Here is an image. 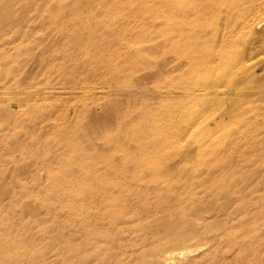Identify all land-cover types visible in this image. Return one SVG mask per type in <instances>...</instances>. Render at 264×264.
Returning a JSON list of instances; mask_svg holds the SVG:
<instances>
[{"label": "rangeland", "instance_id": "obj_1", "mask_svg": "<svg viewBox=\"0 0 264 264\" xmlns=\"http://www.w3.org/2000/svg\"><path fill=\"white\" fill-rule=\"evenodd\" d=\"M102 1L89 11L84 5L76 8L74 0H0V190L4 192L7 187L0 200V215L10 216L13 221L23 219L29 223L34 221L29 215H53L45 207L35 213L24 211L28 199L15 200L13 196L20 189L12 188L11 182L18 177L23 185L33 188L35 192L53 195L56 191L53 182L48 179L49 170L41 166V161L47 158L52 173H58V159L71 156L67 148L71 133L78 142L82 137L87 138L88 141L82 147L89 153L99 152L113 160L120 159L123 153L115 152L114 148L105 149L100 142L101 137L110 134L115 138L124 134L123 130L130 129L129 126L150 127L149 136L152 137L160 133V136L171 132L176 134L177 140L171 144L173 147L170 145L167 148L169 152L173 150L188 155L209 148L222 149L225 150L222 154L226 159L227 154L231 153V150L226 152V149L231 147L232 139L240 136L246 140L253 127H256L250 135L253 140L248 137L245 142L249 143H244L246 146H242L235 154L240 155L241 171L244 173L242 177L250 175L245 191L252 202L257 201L250 209L264 211V0H255L254 3L241 0L239 4H235L234 0H223L218 2L219 9L216 12L212 10L207 14L201 25L210 32L215 30L212 31L213 41L209 45L217 56L215 63H207V68L189 64L185 55L199 47L196 44L184 46L183 37L172 41L179 45L178 55L171 52L162 55L163 21L159 0L156 3L153 0L144 3L133 0ZM116 1L118 3H114ZM142 6H147L146 11ZM121 14L125 17L121 18ZM74 16L87 17L86 24L93 28L95 24L100 26L97 31L100 41L91 40L101 46L95 49L99 54L94 48H89L83 54L69 38H60L68 25L80 24V21L72 19ZM155 16L160 21L152 18ZM133 17L135 21L139 19L138 23L134 22ZM183 19L178 18V21L182 23ZM86 39L84 42L90 44L89 38ZM113 45H119L121 50ZM140 51L147 57H142ZM111 55L112 59H109ZM131 56L133 60L130 58L131 61L127 63ZM108 62L114 64L111 66ZM124 74L126 78L123 79ZM240 129L246 134L241 133ZM150 141L148 137L141 140L143 144H149ZM125 147L130 149L128 144ZM136 164L135 159L131 158L125 170L132 172ZM261 164L263 170L259 172ZM118 174L114 172L110 176L117 177L128 186L129 182L119 178ZM204 198L207 208L217 206L215 198ZM101 204H90L81 212L82 215H100ZM238 204L236 202L231 207ZM61 207L57 215L72 213L70 209ZM132 209L128 215L152 216H144L137 221V230L126 235L128 242L138 250L146 249L148 255L143 260L131 261L129 264H264V213L259 218L257 214L253 218L249 214H232L229 220H224L222 215L214 219L210 216L205 227L191 234L187 232L192 239L186 244L179 240L169 241L167 229L157 224L158 219L168 218L153 211V204L141 210L142 207L140 209L137 203ZM46 226L47 237L56 236L58 229L54 223L49 222ZM17 229L26 243L33 242L36 246L31 259L43 254L41 249L47 241L38 227L26 230L18 226ZM154 240L160 242L157 249L151 247ZM55 247L56 250L47 256L48 264H58L62 258L70 260L69 253L59 255V244ZM182 249L192 250L184 256L178 255ZM166 250L171 252L168 254ZM160 251H166L168 256L172 253L173 259L170 257L169 260L173 263L156 260L155 254Z\"/></svg>", "mask_w": 264, "mask_h": 264}, {"label": "bare ground", "instance_id": "obj_2", "mask_svg": "<svg viewBox=\"0 0 264 264\" xmlns=\"http://www.w3.org/2000/svg\"><path fill=\"white\" fill-rule=\"evenodd\" d=\"M133 1L144 3L147 0H133ZM153 1L156 3V0ZM220 1L223 0H159L161 4V11H162L161 17L163 21L162 22L163 26L161 25L163 27L161 31L162 35L161 33L160 35L162 36L161 40L164 47L163 50L164 54L161 53L162 51H160V53L163 56L167 55V53L169 52L173 53L174 55H178V53L180 52L179 45L177 43H172V41L178 37H183V39L185 40L184 46L196 44L199 47V49L195 50L193 53H188L185 55L189 61V64H194L199 67H206L208 66L207 64L208 62L213 63L217 58V56L215 55L216 53L214 51H213L214 53L211 51L212 48L209 45V43L213 41L212 40L213 30L210 32L204 29L201 24L205 22L207 18V14H209L210 11L214 10L216 12L217 9H219L217 5L218 2ZM240 1L241 0H234V3L237 4ZM248 1L250 3H254L255 0H248ZM74 2L76 3L75 5L76 8H79L81 7V5H84V7H86L87 10L91 11L92 9L95 8V6H97L100 2L103 1L74 0ZM114 3H118V2L116 1ZM240 6L241 5H239V7ZM226 7L228 8L227 5ZM146 8H144L145 9L144 11H146ZM222 11H224V9ZM222 11L220 15H222ZM53 12L55 13L56 11ZM142 13H140V15ZM123 17L121 14V18ZM152 18H155V21L157 20L160 21V19L156 20V16ZM178 18H184L183 20H181L184 22L180 23L178 21ZM187 18L188 20H185ZM72 19L77 22L80 21L79 22L80 24L78 25L76 23L75 25H68L67 29L62 32L60 38H69L73 42V45L82 53L86 52L89 48L91 49L94 48V50L99 47L101 48V46H99L98 44H94L93 42H91V40L97 39L98 37L97 31L100 29V26H97V24H95L96 26L93 28L87 25L86 24L87 17L84 16L83 17L74 16ZM60 20H62V18ZM220 20H222V18ZM137 21H139V19ZM137 21H135L134 19L135 23ZM158 24H160V22ZM215 25L213 27H215ZM130 26L133 25L130 24ZM53 28L55 30L54 26ZM213 32H215V30ZM135 33L138 36V33L137 32ZM111 34L114 35L115 33H111ZM137 36L134 37L133 34L134 38H136ZM86 37L89 38L91 42L90 44L84 42V39H86ZM143 38L146 39L145 36ZM114 42L115 40L113 41V43ZM121 43L123 44V42ZM135 43L138 44V42ZM117 46L118 49H120L119 45ZM117 46L114 47L117 48ZM65 47H68V45L67 46L65 45ZM115 50L118 51L117 49ZM111 52L114 53L113 51ZM98 54H96V56ZM120 55L121 53L119 54V57H121ZM132 55H136V54L132 53ZM140 55H142V52L140 53ZM179 55H181V53ZM106 56L108 57L110 55L106 54ZM116 56L118 57V54ZM144 56L147 57V55ZM146 57L145 60H147ZM110 58L112 59V55L111 57H109V59ZM130 58L132 59V56L128 57L127 63L131 61L129 60ZM138 58L141 59L140 57ZM134 61L137 62L136 59ZM101 63L100 64L97 63V64L101 65ZM131 64L134 65L133 63ZM91 65L93 67V64ZM136 65L134 66L136 67ZM130 67L128 69H130ZM173 67H175V65ZM107 68H109V66ZM190 70L192 71V69ZM125 76L126 75L124 74V76L121 77L124 79L126 78ZM100 79L102 80V78ZM127 84H129V81ZM259 111L261 112V110ZM262 114L264 115V113ZM254 115H257V113L254 112ZM126 117L127 116H125V119H128ZM133 124L135 125V123ZM75 126L76 125H74V127ZM117 126H119V124ZM129 128L130 129L128 130H123L124 134L117 137L114 136L115 138H113V136H111L110 134L101 137L100 142L102 143L105 149L114 148V151L115 150L118 152L121 151L123 153V156L119 157L120 159L113 158V160L112 158H110V156H106L99 152L89 153L88 150H85L82 147L85 141L86 142L88 141L87 138L82 137L80 138V140L81 139L82 140L81 141L79 140L78 142L77 141L78 139L76 140L74 137L75 135L72 136L71 133L70 137H68L69 140L67 139L68 140L67 148H69V152H71V156L68 159H62V160L58 159L57 163L60 164L59 167L60 170L58 171V173L56 172L52 173V166L51 163L48 162L47 158L41 161V166L46 168V170H49L48 179H50L51 182H53V189L54 191H56L54 192L53 195L35 192L33 188L27 185H23V183L20 182L18 177H16L11 182L12 188L20 189L18 193L14 194L13 198H15V200L28 199L26 205L24 206V211L28 213H35L38 209H42L43 207H45L47 211L53 215H29L34 220L31 223L27 221L24 222L23 219L19 221H15V220L13 221L12 220L13 218H11L10 216L0 215V264H48L47 256L56 250L55 245L57 244H59V255L62 254L64 255L65 253H69L71 257L70 260H67V258H62L61 262L60 263L58 262V264H129V262L131 261L137 262L139 260H143L146 256H148L146 249L141 248L142 250H138L133 246L134 244L126 240V235L128 233H132L137 230L138 228L136 224L137 221L141 220L144 216H147V218L148 216H152V215H128L132 212L133 205L137 203L140 209L142 207L141 210L146 209V206L153 204L154 205L153 211L162 213V215L160 216L165 215L168 218L167 220H163L162 218L158 219L157 224L167 229L168 232L166 236L168 237L169 241L179 240V242L186 244L192 239V237L188 236L187 232L191 234L196 230L205 227L206 223L210 221V219H208L210 216L213 217L212 219H214L215 216L222 215L223 216L222 218L224 220H229L232 218V214H239V213L243 215L245 214V216L249 214L251 218L256 216V214L258 215V218L263 217L264 211L262 210L252 211L250 209L252 204L257 203V201L252 202L248 198L249 193L245 191L247 189L246 186L249 185V179L247 177H249L250 175H246L244 178L242 177L244 173H242L241 171L242 165L240 164L241 162L239 161L240 155L235 154L241 149L242 146L245 145L244 144L246 143L245 141H248V137H251L250 135H252L251 133L255 132L256 127H253L250 133L248 132L249 136L246 137V140L241 138L240 136L237 139H232L231 147L226 149V152L228 151V149L231 150V153L227 154V159L224 158L222 153L225 150L222 149L209 148L204 150H198L195 152L193 151L191 154L188 155L187 154L181 155V153L173 150L169 152L167 148L169 149V146L175 142L174 140H177V137L175 136L176 134L174 135L171 132L169 134H165L164 136H160L161 134L160 133L159 135L155 134V136L152 137L149 136L151 133L150 127L135 126L131 128L129 126ZM241 128L243 129V126ZM242 129H240V132ZM165 132L166 131H164V133ZM241 133H244L243 130ZM244 134H246V131ZM147 137L151 138L150 143L143 144L141 140ZM250 139H252V137ZM127 144L130 146L129 150L125 147V145ZM175 144H177V142ZM256 144L258 143L256 142ZM177 157H179L177 162L173 163V161ZM131 158L135 159V163H137L136 164L137 167L132 172H128L127 170H125V168L129 164ZM242 159L244 160V158ZM100 164L103 165L99 166ZM258 169L259 172H262L263 165L262 164L259 165ZM114 172L119 173L118 177L121 179L123 178V180L125 181H128L129 185L126 186L117 177L116 178L111 177L110 175L113 176ZM78 173H81V175H79ZM5 188L6 190L4 192L0 190V200L7 191V187ZM204 196L206 197L210 196L211 198H215L218 201L217 206L213 209L207 208L204 204V199H205ZM188 202L189 204H187ZM236 202H239V204L235 207H231V205H234V203ZM100 203H102L101 213L99 212L100 215H82L83 213L81 212L86 210L90 204L99 205ZM61 206L70 209L72 213H70V215H57L58 208H62ZM76 214H81V215H76ZM49 222L54 223V225L58 229V233L54 237H47L46 235V233L48 232V227L46 225ZM18 226L21 228L22 227L26 228V230H28L30 227H38L40 229L41 235L44 236L47 241L46 242L47 244L45 243L46 245L43 248L41 247L42 248L41 251L43 254L41 255L38 254L35 258L31 259V255L33 254V250H36V246L33 242L26 243L23 240V238L21 237L22 233L17 231ZM259 235L262 236L261 231L259 232ZM154 241L151 242V247L153 249H157L160 246V242L157 241L154 242ZM24 245H26L28 248L25 247ZM190 250L182 249L180 252L178 251V255L180 254L184 256L186 254H189L191 253ZM166 251L168 252V254L169 252H171L168 250ZM166 251H160L159 253L155 254V259L160 261V263H165L167 260L169 262L170 261L169 259L172 258L171 257L172 253L170 254V256H168ZM185 258L186 257H184V259Z\"/></svg>", "mask_w": 264, "mask_h": 264}]
</instances>
